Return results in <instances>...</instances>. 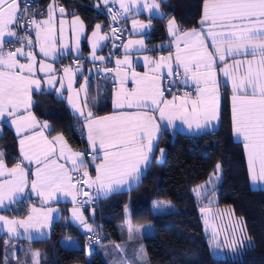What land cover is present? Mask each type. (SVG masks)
<instances>
[{
  "label": "snow or ice",
  "instance_id": "1",
  "mask_svg": "<svg viewBox=\"0 0 264 264\" xmlns=\"http://www.w3.org/2000/svg\"><path fill=\"white\" fill-rule=\"evenodd\" d=\"M139 3L140 0H120V7L127 13ZM20 4L21 0H0V118L6 115L12 118L16 133L21 137L20 154L23 157L15 167L8 168L0 153V178H5L0 181V207H4L6 198L9 203H16L17 194L23 193L28 186L29 172L22 167L23 161L38 165L35 173H32L35 179L31 180V191L41 198L42 204L53 198L56 192L71 196L73 204L87 203L77 201L78 194L89 195L77 189V184L95 187L97 192L107 195L115 190L114 186H121L129 180H139L140 166L147 165L149 161L153 142L160 131V122L175 126V121L179 120L189 129L195 125L197 130H201L221 119L218 70L231 81V126L233 134L243 141L250 179L253 183L264 182V0H203L199 29L181 31L175 20L170 19L168 32L173 37L175 52L161 56L158 60L145 56V64L149 67L142 74L127 70L132 67L127 56L131 47H144L143 40H130L124 45L125 59L116 61V69H106L114 71L119 82V90L113 98L115 111L111 115L94 116L88 109L87 100H79L80 92L86 96V87L81 86L79 91L74 89L72 69L64 68L60 88L65 87L63 81L67 79L68 103L83 118V127L87 129V140L92 149L90 161L86 159L85 153L70 148L63 135L49 139L44 134L48 125H41L31 112L32 90H39L41 85V80L36 78L37 57L31 49L38 47L44 57L56 59L59 46L60 54H64L68 49L65 42L68 26L64 19H60L57 35L55 13L58 9L63 17L65 9L53 0L47 10V19L25 20L28 9L22 11ZM143 6L150 14L153 9L158 10L160 7L155 0ZM118 15L112 13V19L116 20ZM149 26L133 20L134 31ZM20 27H24L26 32L34 29L35 41L29 36L19 37L16 29ZM70 28L78 50L84 31L83 22L78 16L72 20ZM115 31L117 29H113ZM5 37L26 40L29 51L25 52L23 47H19L5 53ZM107 38L100 35V25H96L90 40L93 60L105 59L96 55V49L99 41ZM19 57H24L27 63H21ZM124 65L127 67H122ZM52 71L50 64L40 62L39 72ZM167 77L172 79L165 88L162 81ZM177 77L180 84L189 89L183 95L179 94ZM55 79V76H49L47 83L52 85ZM129 83L132 87L128 86ZM60 160L64 163H59ZM66 164L71 167H66ZM90 164L94 165V177L89 172ZM219 170L220 165L217 164L214 175ZM72 173L82 174L73 176ZM203 189L202 185L193 191L199 196ZM161 203L154 202V206L159 208ZM201 211L209 213L208 208ZM51 212L50 208L34 207L27 220H8L0 216V222H3L9 234L19 235L18 228H24L25 232L29 228L39 230L44 226L39 218L47 220ZM73 215L84 223L78 208H73ZM232 215L234 213L229 214ZM205 225L207 231V215ZM84 227L88 231L92 230L86 223ZM245 227L242 220L230 222V226L225 228L213 227L214 246L235 250L243 242V237L238 239L236 233H243ZM222 233L223 242L218 239ZM128 238H134L131 221ZM37 257L39 253L34 252L33 264H39ZM145 257L146 253L141 249L140 258L143 260Z\"/></svg>",
  "mask_w": 264,
  "mask_h": 264
},
{
  "label": "trees",
  "instance_id": "2",
  "mask_svg": "<svg viewBox=\"0 0 264 264\" xmlns=\"http://www.w3.org/2000/svg\"><path fill=\"white\" fill-rule=\"evenodd\" d=\"M38 1L44 11L51 0ZM57 1L68 12L80 13L86 21L102 18L104 25L106 23L95 0ZM160 4L164 15L151 18L149 46L165 41L169 17L183 29L197 26L203 0H160ZM109 88V84L101 80L91 82L88 99L96 113L110 108ZM220 108L221 119L216 129L188 134L163 128L157 143L158 147L165 148L163 159L154 160L136 186L99 198L92 212L98 244L120 239L121 228L129 221L131 224L150 223L153 231L142 237L148 264H264V188L252 187L249 183L243 143L232 135L227 91L223 93ZM33 110L50 123V133L61 132L72 148L85 147L79 121L62 97L52 91H41L34 95ZM0 151L8 164L19 159L16 136L7 126L0 133ZM216 164L221 170L220 179L212 189L217 196L215 204L230 205L246 226L248 242L238 255L212 253L200 212L201 199L211 190L202 198L193 191L196 185L207 180ZM156 199L166 200L167 208L155 211ZM18 204L16 213L24 215L29 200ZM66 234L76 236L80 246H62L60 239ZM19 241L39 250V264H107L94 245L96 240L89 242L92 247L87 251L86 233L70 222L66 210L53 223L48 238H19ZM8 247L7 237L1 234L0 264H4Z\"/></svg>",
  "mask_w": 264,
  "mask_h": 264
},
{
  "label": "crops",
  "instance_id": "3",
  "mask_svg": "<svg viewBox=\"0 0 264 264\" xmlns=\"http://www.w3.org/2000/svg\"><path fill=\"white\" fill-rule=\"evenodd\" d=\"M55 2H56V0H55ZM110 2H114L118 5V7L122 13L124 23L130 31V35L128 38H126L124 40L120 49L113 56H111V58L109 59V62H108L109 65H104V62L107 59L104 50H105V47L107 45L108 38L106 40L99 41V46L96 49V55L97 56H103L105 58L102 61L92 59V44L90 43V40L92 39V33H93V31L96 30V25H100V35L107 36L106 30H105V25H104V20L102 18H99V19H93L91 21H86L85 18L80 13H77V12H68L67 10H65L63 17H61V14L58 10L55 13V17H56L55 23H56V28H57V35L59 34L58 30H59L60 19H64L66 21L67 26H68V27H66V32H65V42L68 45V49L64 51L63 55L60 54L61 49L59 48V46L57 47L56 59H52L51 57H47V58L44 57L39 52L38 47H33L31 49V51H33V53L37 57V60H36V64H37L36 78L41 80L40 89L37 90V89L33 88L32 93H31V101H32L31 112L33 113V115H35L37 121L41 125H43L45 123L48 125V127L46 129H44V134L46 136H48L49 139H52L53 137H55L57 135H63L61 132L50 133L49 132L50 127H51L50 123L45 119L39 118L33 110L34 95L41 92V91H52L56 95L62 97L64 99L66 105L68 106L69 110L71 111V113L74 116H76L78 121H79L78 124L80 125V127L83 131L84 137H85V147L83 149L72 148L69 145V143L67 142L64 135H63V137H64L65 141L68 143L70 148H72L76 152L85 153L86 159L89 161L91 160V157H92V149H91V146L89 145L88 140H87V129L83 127V123H84L83 118L80 117L79 113H76L75 110L72 108V106L69 105V103H68L67 98H68L69 93L67 91V83H68L67 79H65L63 81L65 87L63 89L60 88V80L64 76V72H63V69H60L57 67V61L59 59L65 57V56H69V55H84L86 57V59L88 60L89 64L96 66L98 68V70L104 76L107 74L110 76V78L104 77L103 79H99L102 81V83L109 84L110 88H109L108 102L110 104V108L107 111L96 113L95 110L93 109L91 103L89 102V99H88V94H89V90L91 87V81L89 79H86V78L80 79L78 77L77 71L75 69L71 68L72 72L74 74L73 88L76 89L77 91H79L81 86H85L86 90H87L86 96H85L84 92H80L79 100L84 101L86 99L87 104H88V109H90L93 112L94 116L103 117V116L111 115L115 111V109L113 108V98H114V94L119 90V82H118V77L116 76V73L114 71H107L106 69H116L117 68L116 61L117 60L123 61L125 59L124 45H127L130 40H132V41L143 40L144 47L141 48L139 45H133L131 47L130 51L127 53V56H128V58L131 62V65H132V67L130 69H127L128 72H131L134 70L137 73H141V74L148 71V67H149L148 65L145 64V61H144L145 56H147L153 60H158L161 56H168L169 53H174L176 50L175 49V43L173 42V37L168 32V21L170 19H174L172 17H169L166 21V25H165L166 30L165 31H166L167 38L165 39V41L161 42V43H155L153 45L150 44V46L147 43V39L149 37V31L152 27V19L151 18L154 16L161 17L164 15V11L161 7L160 0H155V2L160 5V7L158 10L153 9L151 14L149 13V11L147 9L144 8L143 5H144V3L151 4L153 2V0H140L139 5L131 7V10L127 13H124L123 10L121 9L120 0H108L107 4ZM125 2H127V0H125ZM52 3H53V0L49 1L45 7V10L42 13L38 14L35 17V19H37V20L47 19V10H48L49 5ZM95 3H96L95 5L99 8L100 7L102 8V7L107 5L105 3V0H95ZM202 15H203V5H202V11H201L199 21L202 18ZM77 16L79 17L80 21L83 22V26H84V31L80 37V44H79L78 50L75 48V42L73 40L71 28H70L72 20ZM133 20L140 21V22H142L146 25H150V26L147 28L137 29L134 31L133 30ZM175 22H176V20H175ZM176 26L181 31L191 30L193 28H196V29L200 28L199 22H198L197 26L185 28V29L181 28L177 24V22H176ZM26 36H29L30 38L33 39V41H35L34 29H29V32L27 33ZM10 38H12V37H5V41L9 40ZM19 47H23L25 52L29 51V48L27 47L26 40H23V42H21L17 48H19ZM19 59H20L21 63H27V61L24 59V57H19ZM41 61H43L44 63L50 64L52 66L53 71L47 72V73L39 72V64ZM228 62H231V61L229 60ZM122 67L126 68L127 66L124 65ZM164 71H165V75H166V70H164ZM49 76H55L56 77V79L52 85L47 83ZM171 79H172L171 77H167L166 79H164L162 81V84L164 85L166 80L170 81ZM217 79L220 81L221 99H222L224 91L228 92L230 112H231V95H232V93H231V81L227 80V78L224 77L223 74L219 72V70L217 71ZM128 86L132 87L131 83H129ZM180 95H183V93ZM169 98H170V96H169ZM220 107H221V104H220ZM85 111H87V109H85ZM218 125H219V121H213L211 126H209L208 128L197 130L195 125L193 126L192 129H189L187 127V125L183 124L179 120L175 121V126L168 125L166 122H160V131L157 133L156 139L153 142L154 146H153L152 152L149 154V161H148L147 165L142 164L140 166V174H139L140 178H139V180H129L127 183H124L121 186H114V188H115L114 191L126 190V189H129V188L136 186L141 181V176L144 173V171L146 170V168L149 167L154 160L160 161L163 159L164 153H165V148L157 146L159 134L163 128H168L169 130H172V131H180V132H184V133H188V134H200V133L212 130V129H216L218 127ZM4 126L9 127L13 131V133L17 139V150H18V154H19V159L12 164H8L4 159L6 166L8 168H13V167H15V165L17 163H19L21 160H23V157L20 154V143H19L21 137L18 136L16 133V127H15V125L12 124V118L8 117L7 115L3 118H0V133L2 132ZM232 135H233L234 139L239 140L243 143L241 138H238L233 134V131H232ZM161 149H163V155H161ZM0 153H2V152L0 151ZM245 157H246V162H247L246 153H245ZM59 163H64V161L60 160ZM65 166L68 168L71 167L70 164H66ZM22 167H24L25 170L29 172V184L27 187H25L23 193L17 194L18 199H17L16 203H9L7 198L4 200V207H0V216H4L8 220H27V218L30 214V210L34 207L37 209H39V208H44V209L50 208V209H52V212H51L50 218L47 220H45L43 217L39 218L40 222L44 224V226L40 227L39 230H36L35 228H29L28 231L25 232L24 228H18L17 232L19 233V235L9 234L8 231L3 227V222H0V235L1 234L5 235L8 239V242H9V247L7 248V250L5 252L4 264H33V253L34 252L39 253V250L33 249V248L29 247L28 245H24V243L19 241V238H22L25 240H38V239L48 238L51 234V229H52L53 223L57 219H59V217L61 216V213L65 210L68 213V218H69L70 222L75 224L79 228V230L81 231L80 225L83 223H81V220L77 219L73 215V208H78L80 213H83V212L86 213V209L82 205L73 204L72 197L69 195H64L61 192H56L53 198H50L47 203L42 204L41 198L38 197L35 193H33L31 191V180L35 179V176L32 175V173H35L38 165L35 162L29 163L28 161H23ZM247 170H248V164H247ZM89 171H90L91 175L94 177L95 176L94 165H91V164L89 165ZM248 176H249V174H248ZM3 179H5V178H0V181H2ZM249 183L253 187L264 188V182L253 183L250 179V176H249ZM208 188H209L208 186L204 187V189L201 191V193L203 191L207 190ZM114 191H112V192H114ZM5 192L7 195V189L5 190ZM99 194L101 197L106 196L103 192H99ZM205 195L206 194H204L203 196H205ZM198 198H200V197H198ZM26 200H29V206H28L27 212L24 215L17 214L16 212L20 206L18 204V202L26 201ZM34 223H35V221H34ZM138 225H144V223L143 224H131V227L133 229V236H134V238L131 240H129V238H128L129 223H126L121 228L120 239L115 240V241H106L102 244L101 243L98 244L99 241L96 240V243H94V245L96 244L95 245L96 249H98V251L101 253V255L103 256V258L105 259L107 264H148L147 257H145L143 260L140 258L141 257V249H143V251H144V248L142 246L143 235H139L138 237H135V233H136L135 226H138ZM204 229H205V225H204ZM81 232L84 233L85 231L83 230ZM205 232L207 234L209 233L208 231H205ZM64 239L65 240L66 239H74L79 243V245H76L75 242L69 243L70 245H63L62 241ZM60 243L62 246H65V247H78V246H80L79 239L76 236L70 235V234H66L63 237H61ZM21 245H23L22 247H24V248H22ZM91 247H92V245H90V250H91ZM210 247H211V251L214 255H220L221 253H224V248L218 249L211 243H210ZM10 251H13V252L10 253ZM87 251H88V249H87ZM25 254H26V256H25ZM223 255H225V254H223ZM37 259L39 261V257H37ZM87 261H88V257H87Z\"/></svg>",
  "mask_w": 264,
  "mask_h": 264
},
{
  "label": "built area",
  "instance_id": "4",
  "mask_svg": "<svg viewBox=\"0 0 264 264\" xmlns=\"http://www.w3.org/2000/svg\"><path fill=\"white\" fill-rule=\"evenodd\" d=\"M56 3L62 7V5L56 0ZM21 10L23 11L25 8L28 9V12L25 13V20H30L35 18L38 14L43 12L42 6L39 4L38 0H21L20 4ZM109 9L112 11L109 12ZM58 10V9H57ZM99 11L105 16V30L108 36L107 45L105 47V55L106 61L104 65H109V59L113 56L122 46L124 40L129 37L130 31L124 23V19L119 9L118 5L114 2L108 3L106 6L99 9ZM112 13L119 14L116 20L112 19ZM113 29H117V31L113 32ZM17 35L19 37H23L27 34L24 27H20L17 30ZM22 39H17V37H12L9 40L5 41L4 51L7 53L8 51H15L18 45L21 43ZM57 67L60 69H64L66 67L73 68L77 71L78 77L80 79L86 78L91 82H96L99 79H103L104 77L110 78V76L103 75L96 66L89 64L88 60L84 55H69L65 56L57 61ZM169 80H166L164 83L165 88L167 87ZM176 84L178 86L179 94L188 91L189 89L185 86L181 85L179 82V77L176 78ZM90 172V171H89ZM82 173H72L73 176L81 175ZM91 174V173H90ZM77 189H82L85 192H88V196H84L82 194L77 195V201L83 202L88 201L87 203H78L82 205L84 208L88 210V216L92 223V230L86 231V237L88 242L93 243L98 239V235L96 233L97 226L92 220V216H90L93 211L95 205L98 203L99 198L101 197L99 192L96 191L95 187L89 188L84 184H77Z\"/></svg>",
  "mask_w": 264,
  "mask_h": 264
},
{
  "label": "rangeland",
  "instance_id": "5",
  "mask_svg": "<svg viewBox=\"0 0 264 264\" xmlns=\"http://www.w3.org/2000/svg\"><path fill=\"white\" fill-rule=\"evenodd\" d=\"M217 165V164H216ZM216 165L213 169V171L211 172V174L209 175V177L207 178L206 181L202 182V183H199L198 185H196L194 187V189H197L199 188L200 186H208L209 188L205 191H203L198 197L202 198V196L204 194H206L208 191H210L209 195H207V197H203L201 199V207H200V212H201V215H202V219H203V223L205 225V218H206V215H207V219H208V241L209 243L213 244L212 242V229L213 227L217 228V229H220V228H225V227H229L230 226V222L231 223H236V222H239L241 221L242 219L237 216L234 211L232 210V207L230 205H217L215 204L216 200H217V196H216V192L213 191L212 189L214 188L215 186V182H218L219 179H220V170L218 173H216V175H214V173L216 172ZM217 176L219 177L217 179ZM212 180L211 183H209V180ZM253 187V186H252ZM196 193V192H195ZM197 196V194H196ZM157 201H161L162 200H159V199H156L154 202H157ZM212 201V203L210 204L209 202ZM166 203L168 204V202L165 200V202L161 203L159 208L155 207V211H163L164 209L167 208L166 206ZM204 208H208L209 209V213L208 214H205L203 213L201 210L204 209ZM230 213H234V215L232 216H229ZM82 216H83V220H84V223L80 225V229L81 231H87V229L84 227V224H88L91 226L92 228V223L90 221V218L89 216L86 214V213H81ZM217 214H221V215H217ZM90 216H92V213L90 214ZM136 229H139V231L135 233V237H138L139 235H145V234H148V233H151L153 231L152 229V225L150 223H144V225H138V226H135V230ZM205 229H206V225H205ZM236 236L238 239H240L241 237H243V242L241 244L238 245V247L235 249V250H232V249H229V248H224V253H221L220 255H223V254H230V255H238V253L242 250V248L247 244L248 242V238L245 234V231L243 233L241 232H237L236 233ZM218 239L223 242L224 240V234L222 233ZM72 242H75L76 245H79V243L74 240V239H64L62 241L63 245H70L69 243H72ZM90 243L87 242L86 243V248L88 249V251L90 250ZM214 245V244H213ZM23 245H21L22 247ZM143 246V244H142ZM24 248V247H22ZM13 252V251H10V253ZM26 256V254H25ZM24 256V257H25ZM78 264H84V263H78Z\"/></svg>",
  "mask_w": 264,
  "mask_h": 264
}]
</instances>
